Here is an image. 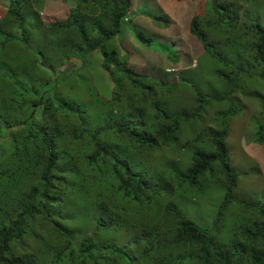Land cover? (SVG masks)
<instances>
[{
	"label": "trees",
	"instance_id": "1",
	"mask_svg": "<svg viewBox=\"0 0 264 264\" xmlns=\"http://www.w3.org/2000/svg\"><path fill=\"white\" fill-rule=\"evenodd\" d=\"M6 1L0 101L20 103L0 112V264H264V206L234 199L224 143L242 109L228 102L232 90L264 80V0H197L189 33L219 64L224 87L214 95L191 87L190 111H174L163 93L173 85L136 72L115 42L128 33L142 47L161 43L152 21L166 27L167 18L153 15L146 31L127 19L131 0H73L63 20L44 23L45 0L36 8ZM6 58L26 61L9 68ZM94 58L110 83L107 100L86 75L66 85L59 73ZM76 77L81 95L71 87ZM211 102L227 106L207 125ZM254 124L252 141L262 146L264 127ZM211 183L223 188L222 201L214 220L198 225L171 197L199 196Z\"/></svg>",
	"mask_w": 264,
	"mask_h": 264
},
{
	"label": "rangeland",
	"instance_id": "2",
	"mask_svg": "<svg viewBox=\"0 0 264 264\" xmlns=\"http://www.w3.org/2000/svg\"><path fill=\"white\" fill-rule=\"evenodd\" d=\"M131 3L127 19L135 21L140 27L146 28V23L152 20L153 15L167 18L169 23L164 27L163 25H156L157 23L152 21L161 43L154 41L148 47H142L143 45L130 41V39H135L133 35L130 36L128 33L125 34L126 39H128L125 43L117 44L115 40L119 58L127 57L128 62L137 66L138 70L163 80H173L174 76L176 77L175 73H165L164 69L174 68L178 72H183L182 76L188 81H179L173 84L170 91L163 92L169 96V104L175 109L174 111L191 110L190 98L193 97L191 87L197 88L206 95H214L217 91L222 90L221 87L224 85L217 75L220 68H217L219 64L216 62V65L205 55H200L203 54V50L197 40L189 33V20L193 16L197 0H186L183 3L174 0H131ZM71 5L73 6V0H45L44 3L41 2L40 4V11L38 10L39 20L44 23L63 20L69 8L72 7ZM6 6L7 1L0 0V20L4 15ZM33 6L37 7L34 0ZM146 31L150 30L146 28ZM130 32L133 33L134 29ZM121 33L123 34V30ZM147 35L151 36L150 34ZM125 52L128 54L125 55ZM166 57L169 59L178 58L175 67ZM22 61L26 60L6 58L5 64L11 68L16 66V62ZM99 64L100 62L96 58L90 60L89 64L84 67H81L79 61H73L61 66L59 73L62 74L63 78H67L66 85L70 84L73 74L80 75V77L82 74L86 75L90 80L95 96L107 100L108 95L106 93L110 83ZM259 70L264 73V62ZM263 83L264 80L249 81L247 79L244 82H239L237 87L232 90L236 97L228 102L236 106L240 105L242 109L237 107L236 113L230 116L228 134L224 143L227 147L230 165L236 176L235 190L237 195L258 201L264 206V146L260 148V151L254 149L255 146H260L252 141L254 122L257 121L264 127ZM189 84L191 85L189 86ZM71 87L78 95L83 93L82 85L78 82L77 77L72 79ZM12 97L13 99L10 98L9 101H0V112L11 113L19 106L20 101L15 96ZM223 105L227 106L223 102L217 104L211 102L206 106L205 124L213 125L214 114L217 110H224ZM1 134L4 136L3 132ZM1 148L3 147L0 144V150L6 154ZM254 164L258 167V172ZM171 201L178 204L185 216L198 225H208L212 219L214 220L221 201V194L217 190L209 188L201 196L190 199L175 191ZM217 239L218 242H225V232L222 231Z\"/></svg>",
	"mask_w": 264,
	"mask_h": 264
},
{
	"label": "clouds",
	"instance_id": "3",
	"mask_svg": "<svg viewBox=\"0 0 264 264\" xmlns=\"http://www.w3.org/2000/svg\"><path fill=\"white\" fill-rule=\"evenodd\" d=\"M72 6V5H71ZM73 7V6H72ZM72 7H70V8H72ZM69 8V9H70ZM69 11V10H68ZM5 13V12H4ZM68 14V13H67ZM170 23H171V21H170ZM167 58V57H166ZM168 59V61L169 62H172L173 63V66L175 67V65H176V63L178 62V58L177 57H172L171 59H169V58H167ZM175 63V64H174ZM129 65H131L133 68H134V70H136V72H138L139 74H145V75H147V76H149V77H151V78H154L155 80L157 79V81L158 80H161V81H164V82H167L168 84H176V83H178L180 80V77H182V74H183V72L181 73V72H178V70H176V69H174V68H170V69H164L165 71V73H175L176 74V77L174 76V79L173 80H163V79H160V78H157V77H155V76H152L151 74H149V73H145V72H142V71H140V70H138V68H137V66H135L134 64H131V63H129ZM108 92L106 93V95H108L106 98H108L109 99V97H110V93H111V89H110V85L108 86ZM103 100H105V99H103ZM190 101H191V103H192V101H193V97H192V99L190 98ZM183 141V137L181 138V142ZM264 145H262V146H260V147H255L254 149H258L259 151H260V148L261 147H263ZM252 154H253V152H252ZM229 163H230V160H229ZM231 166V165H230ZM254 166H255V164H254ZM256 167V166H255ZM232 168V167H231ZM257 168V172H258V167H256ZM233 170V169H232ZM234 172V171H233ZM222 187V186H221ZM235 187H236V176H235ZM235 187H234V191H233V193H232V195H233V197H234V199H236V200H239V201H245V200H249V199H245V198H242L241 196H238L237 195V192H236V190H235ZM209 188H213V189H215V190H217L218 192H220L219 190H220V187L219 186H217L215 183H211L210 185H208L207 186V188L204 190V192L206 191V190H208ZM203 192V193H204ZM202 193V194H203ZM222 193H223V188H222ZM222 193L220 192V194H221V201H222ZM201 194V195H202ZM201 195H199V196H201ZM186 197H188V198H193V197H199V196H188V195H185ZM221 201H220V203H221ZM249 201H253V200H249ZM254 202H258V201H254ZM259 203V202H258ZM260 204V203H259ZM261 205V204H260ZM219 206H220V204H219ZM218 209H219V207H218ZM218 209H217V211H218ZM237 210V205L235 204V203H232V204H230L228 207H227V213L228 214H233L235 211ZM216 215H217V212H216ZM216 215H215V217H216ZM214 217V218H215ZM226 217V216H225ZM224 217V218H225ZM223 218V219H224ZM223 219H221L220 220V222L223 220Z\"/></svg>",
	"mask_w": 264,
	"mask_h": 264
}]
</instances>
